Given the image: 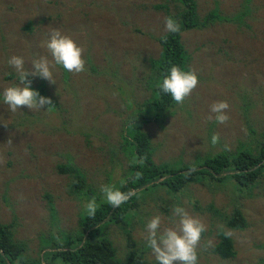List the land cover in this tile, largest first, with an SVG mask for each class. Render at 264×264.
Instances as JSON below:
<instances>
[{
	"label": "rangeland",
	"instance_id": "374dc122",
	"mask_svg": "<svg viewBox=\"0 0 264 264\" xmlns=\"http://www.w3.org/2000/svg\"><path fill=\"white\" fill-rule=\"evenodd\" d=\"M196 2L200 16L212 9L226 16L246 11L244 19L249 25L238 28L235 23L221 20L205 28L182 30L181 41L190 54L189 67L197 72L199 84L183 104L173 102L152 118V110L147 105L141 107L150 95L141 82L149 58L159 56L157 37L165 32L167 17L164 9L154 4L165 3L173 11L174 0H0V221L14 222L15 238L27 243L32 256L41 253V243L49 242L54 233L72 234L78 230L80 211L86 213V201L67 192L71 178L57 167L64 160L61 153L67 150L64 154L80 165L88 182L95 181L98 187L109 183L116 186L119 180L106 183L99 167L110 161L111 154H116V159L130 154L131 146L125 134L121 135L125 131L123 122L132 113L134 119L140 117V111L151 116L142 124V130L151 137L153 159L173 168L197 166L226 144L235 150L250 140L253 124L256 137L264 134V0ZM28 21H32L31 30L24 29ZM57 27L83 46L86 70L74 74L58 65L53 70L55 83L37 76L32 77L31 86L42 82L47 96L66 111H58L61 129L48 125L45 119L54 115L45 108L33 111L23 106L12 113L2 97L5 88L19 83L8 59L23 56L26 67L41 56L51 60L41 45ZM92 63L105 70H91ZM115 81L125 86L113 89ZM225 100L230 105L227 123L208 119L210 114L215 115L210 113V105ZM61 122H70L71 129ZM89 128L99 132L93 131L88 141L83 129ZM216 133L219 143L213 146L211 137ZM121 144L127 152L118 148ZM225 182L191 183L184 193L175 196L160 191L166 210L155 205L148 194L139 197L144 201L138 209H145L148 215L143 225L135 226V239L146 242V225L157 214L163 218L162 227L171 226L172 206L178 204L207 224L200 242L199 264H258L264 259V176L259 185L240 195L241 189ZM211 206L221 214H229L237 206L246 227L229 228L209 209ZM137 219L140 221V216ZM218 224L234 233L231 238L235 255L231 258L220 259L212 251L219 241ZM117 230L118 225L107 224L100 234L113 240L116 256L123 260L120 257L128 250L122 246L124 236ZM209 240L212 246L206 247ZM146 254L147 264H155L151 249Z\"/></svg>",
	"mask_w": 264,
	"mask_h": 264
},
{
	"label": "trees",
	"instance_id": "16d2710c",
	"mask_svg": "<svg viewBox=\"0 0 264 264\" xmlns=\"http://www.w3.org/2000/svg\"><path fill=\"white\" fill-rule=\"evenodd\" d=\"M174 1L176 3L173 11L169 10L165 3H155L154 7L164 9L167 17L175 18L181 25V31L190 28H205L215 21L221 20L235 23L238 28L249 25L244 19L246 11H240L233 16L231 14L226 16L212 9L200 16L197 14L196 0ZM24 29L31 30L32 21H28ZM181 31L178 33L164 32L159 35L157 37L161 46L159 56L149 58L148 64L144 66L145 80L141 84L145 90H150V95L141 103V107L147 105L153 112V115L151 113L152 118H155L162 110L168 109L174 102L171 95L164 93L159 87L163 77L169 74L171 66L178 65L183 69H190V54L181 41ZM164 36L167 38L163 39ZM90 65L91 70L100 72L105 70L104 67L100 68L101 70L95 68L93 63ZM7 77H12V74H8ZM16 79L18 80L17 76ZM29 79L33 82L31 76ZM116 83V81L113 82V89L116 87L117 90H121L125 86V84L120 85L123 84L121 82ZM32 88L38 90L41 95L48 97L45 91L46 87L42 82L37 87ZM51 100L53 106L47 109L49 105H45L44 108L54 116L53 118L49 116L45 121L51 127L55 126V129H61L58 122V111H66L61 105L58 106L55 99L52 98ZM129 107L131 105L127 106V108ZM32 117L38 118L37 114H33ZM150 117L149 114L140 111V117L134 119L132 113L129 118L125 119L122 125V129L124 131L125 127V131L121 137L125 134L124 137L131 146L130 154L116 159V154L112 155L108 148V158L111 154L110 161L107 159L99 167L106 183L111 179L119 180L116 187L125 192L134 191V196L119 207L111 206L104 199L100 186L93 184L95 181L88 182L80 165L73 164L64 154L67 153V150L64 151L60 156L64 160L59 161L57 167L61 173L67 174L71 178L67 192L80 201L87 202L95 197L98 205L95 216L90 217L86 213L83 215L80 211L78 230L72 234L54 233L49 242L41 243V253L35 257L28 252L25 241L15 238L14 222L4 223L0 221V264H147L145 258L150 248L142 240L139 243L133 235V230L140 224L143 225L145 216L148 215V211L145 209H138L141 201H144L138 199L139 197L144 198L148 194L155 205L166 210L164 207L166 200L160 191L175 196L184 193L191 183L207 181L223 184L226 183L225 181H230L229 183L233 186L241 189L240 195L244 190H250L260 184V179L264 176V134L261 133V138L256 137L254 124L252 129L249 128L250 140L245 144H240L235 150L225 151V148H220V150L205 156L197 166L173 168L162 162L156 163L153 159L155 148L152 145L151 137L142 130V124L149 122ZM72 120L74 121L73 116ZM61 124L66 129H71L72 124L70 122H61ZM83 131L88 141L89 137L93 136V131L95 134L99 132L97 128L83 129ZM118 148L127 152L124 144ZM192 168H195L196 171L188 174ZM49 203H52L51 199ZM195 208L200 209V206L195 204ZM209 209L219 215L229 228L244 229L246 227L245 217L237 206L233 207L229 214L225 212L221 214L213 206ZM51 210L55 213V206L51 205ZM139 216L140 221L137 219ZM107 224L118 225L117 231H120L124 236L125 243L122 246L128 251L127 253L124 252L123 257H120L123 260L116 256L113 240H109L100 234L102 226ZM218 236L219 241L215 243L212 249L214 254L220 259L233 257L235 255L233 239L226 237L221 230H219ZM155 264L158 262L156 261ZM258 264H264V259Z\"/></svg>",
	"mask_w": 264,
	"mask_h": 264
},
{
	"label": "clouds",
	"instance_id": "9594fccd",
	"mask_svg": "<svg viewBox=\"0 0 264 264\" xmlns=\"http://www.w3.org/2000/svg\"><path fill=\"white\" fill-rule=\"evenodd\" d=\"M164 30L165 33H178L181 31V25L175 18L165 17ZM166 38V36L163 37V39ZM41 46L46 47L51 55V60L48 56H41L33 59L30 66L27 67L23 56L13 55L7 61L8 65L14 68L19 81L18 84L5 88L2 93L3 103L12 113L23 106L33 111L44 109L45 105H49L47 109L53 106L50 97L41 95L38 90L31 87L30 76H39L55 83L53 70L58 65L74 74L86 70L83 46L73 36L63 34L58 27L51 30L49 39L42 42ZM198 84L199 76L194 69L186 70L178 65H173L169 74L163 77L159 87L164 93L170 94L176 104H183ZM229 107L230 105L226 100L212 103L210 113L215 115L213 117L210 114L208 119L214 118L220 124L227 123L230 117L226 110ZM8 142L11 143V140ZM217 143H219L218 133L211 137V144L215 146ZM224 148L225 151L231 150V146L227 144ZM195 171L196 169L192 168L188 174ZM100 191L106 202L113 207L121 206L135 195L134 191H121L114 184H103L100 186ZM97 208L95 197L84 204V210L90 217L95 216ZM162 223V216L155 215L148 221L146 231L143 234L147 247L151 249L158 264H174L177 261L179 264H198L200 242L203 233L207 231L205 221L176 204L172 206V213L169 217L171 226L162 227ZM217 227L226 237L231 238L234 235L232 230L226 229L222 224H218ZM205 246H212V241H207Z\"/></svg>",
	"mask_w": 264,
	"mask_h": 264
}]
</instances>
